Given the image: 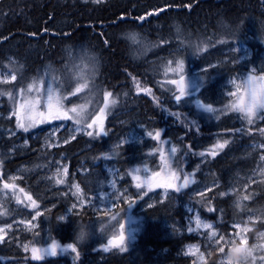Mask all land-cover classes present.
I'll return each mask as SVG.
<instances>
[{
	"label": "trees",
	"instance_id": "trees-1",
	"mask_svg": "<svg viewBox=\"0 0 264 264\" xmlns=\"http://www.w3.org/2000/svg\"><path fill=\"white\" fill-rule=\"evenodd\" d=\"M235 44L246 45L253 58L237 63L229 51ZM263 52L264 0H0V68L16 75L14 82L0 84L1 98L18 100L33 81L50 79L60 86L64 82L61 89L65 94L71 89L65 86L67 77L82 69L99 88L98 102L106 92L116 101L107 114H102L99 106L90 117L92 123L95 117L104 116L101 134L83 136L64 148L43 149V133L36 137L27 133L30 146L7 160L3 152L16 137L6 139L0 133V189L12 186L14 193L24 196L20 209H13V199L0 208V226L19 217L29 219L46 208L36 233H23L14 241L5 239L0 245V264H192V258L182 256V247L199 239L175 234L176 227H169L184 223V203H190L207 220H217L220 212L218 227L231 235L230 224L264 202V183L253 187L251 200L242 207L235 204L237 195L221 198L218 193L232 183L235 174L247 173L255 166L260 151L251 144L264 141V118L255 124L232 123L237 112L233 101L223 94V83L253 66L261 67L264 60L256 59ZM225 58L227 62L203 68ZM181 88L184 95L177 100ZM71 101L76 103L78 97L66 99L67 104ZM208 107L212 111H206ZM141 126L149 133L142 146L105 151L109 143ZM7 128L20 129L16 117L0 118V132ZM95 130L99 132V126ZM219 135L224 136L226 147L213 150L210 140ZM86 140L92 145L73 158L72 169L83 163L92 175L95 167L99 169L98 163L107 161L106 155L112 153L111 159L124 167L146 159L150 167L161 166L158 147L165 144L171 151L176 149L171 160L175 172L185 176L204 158L200 167L196 166L195 176L220 180L221 184L203 196L175 193L178 199L169 197L136 213L142 218V230L131 248L105 251L106 238L132 212L130 201L120 200L111 217L83 208L61 221L69 197H58V190H47L41 181L47 167L54 164L56 157L51 154L66 153L71 163L74 151ZM21 166L20 178L4 181L7 172ZM206 167L209 175L203 173ZM84 178L81 174L75 177L88 193L100 190ZM81 230L90 235L87 243L76 238ZM17 240L40 247L58 242L75 247L76 252L38 259L23 253ZM207 258L206 264H228L221 261L214 247Z\"/></svg>",
	"mask_w": 264,
	"mask_h": 264
},
{
	"label": "rangeland",
	"instance_id": "rangeland-1",
	"mask_svg": "<svg viewBox=\"0 0 264 264\" xmlns=\"http://www.w3.org/2000/svg\"><path fill=\"white\" fill-rule=\"evenodd\" d=\"M84 1L97 3L96 0ZM103 1L105 0H99V2ZM229 51L235 54L237 63L253 58L252 50L244 44H235ZM257 58L256 62L264 60V52L258 55ZM227 61L228 59L225 58L216 63L207 64L203 68ZM15 80L16 75L14 72L10 69L0 68V84L12 83ZM79 85H86V87L77 92L76 88ZM63 86L64 82L60 86L53 79L48 81L35 80L18 100H15L13 96L5 100L0 97V118L12 119L16 117L18 124L25 125V127L18 126L20 129L7 128L0 132L3 137H7L6 139L16 137L15 143L3 152L7 160L12 159L17 150L22 149L23 151L24 148L30 146L27 133H32V136L36 137L38 133L42 132L41 147L48 150L63 146L79 136H91L93 133L96 135L98 133L101 134L102 129L100 128L105 123L101 119L104 116L100 119L95 117L93 120L95 123H90V117L99 106L102 114H107L108 108L112 104L109 97L106 100L104 96L102 101L98 102L99 88L96 84L94 85L87 70L80 69L71 78L67 77L65 86L68 89L71 88L69 92L64 94L61 89ZM223 87V94L233 101L237 112L232 123L242 124L246 122L247 124H255L256 121L264 118V108L254 107L252 122L249 123L245 112L241 110L249 106L253 99L258 104L261 97L264 96V62L259 68L253 66L246 73H238L230 77L223 83ZM49 89H52L55 95L60 98L61 111L65 112L70 118H64L63 115L58 117L55 115L54 110L50 114L47 106ZM74 96L78 97V101L76 103L71 101L67 104L66 99ZM72 108H76L80 115L77 116V113L72 112ZM88 125L92 126L88 127ZM97 126H99V132L95 130ZM216 128H219V126H216ZM143 129L141 126L122 134L118 139L109 143L105 151H112L121 147L134 148L142 146L145 139L149 136L148 131ZM19 130H22L25 136L20 135ZM88 133H91V135H88ZM261 134L264 137V131ZM223 137V135L214 136L210 140L213 141L211 149H224L226 141ZM219 145H223V147H219ZM251 146L255 151H260L255 166L247 173L235 174L232 183L218 193L221 198L237 195L235 204L240 207L251 200L255 192L253 187L264 183V141L263 139L253 141ZM158 150L162 152L160 156V160H162L161 166L156 164L150 167L147 164L148 162H146L148 159H146L124 167L111 159L114 157L112 153V155H106L107 161L102 162V164L98 163L100 167L99 169L95 167L92 170V175L89 174L90 168H85L83 163H81L76 169L77 171H74L71 176H69V157H65L62 154L58 156L51 154V158L56 157L53 160L55 166L50 167L49 165L47 167L41 181L45 182L47 190H58V197H69V203L64 206L63 213L60 215L61 221H67L69 216L73 215L75 211H80L83 208H89L100 212L105 217H111L113 216L114 207L120 200L130 201V211L132 212L127 215L122 226L116 227L114 232L106 238L103 246L107 250L114 248L128 250L131 248L134 238L142 230V218H140L141 220L137 218L136 213L165 202L169 197L178 199L174 196L175 193L179 195L187 194L190 197L203 196L221 184L220 180L199 179L195 176L196 166L200 167L204 158L193 166L191 172L183 176L171 168V160L176 149L171 151L165 144H160ZM158 166L160 167L158 170H153ZM22 167L24 166L16 168L17 170L13 172H7L4 181L12 183L20 178L19 171ZM97 171L100 174H97ZM76 173L86 177L84 181L87 184L97 185L100 190L92 194L88 193L82 183L75 181L76 176L74 175ZM203 173L204 175H209V169L206 167ZM77 188H79V192H77ZM11 199L16 201L13 209L18 210L24 206V196L14 193L12 186L2 187L0 189V208L2 209ZM53 207H55V204L51 205V208ZM45 209V207L41 208L29 219L19 217L10 225L0 226V229H3V232H0V235L3 236L0 245L5 243V239H7V242L14 241L19 239L23 233H36L40 228V215ZM182 209L186 212L184 223L174 224L169 227L171 229L176 227L175 234L192 235L199 239V242L187 243L183 247L182 255L192 258V264H206L208 260L207 254L208 252L211 253V248L213 247L218 249V253L221 255L220 259L224 263L231 264L229 257L232 260H238L241 256L246 255L245 264H264V202L253 210H247L249 212L242 220L230 224V228L233 229L231 235L226 234L218 227V220H221L220 212L217 214V220H207L190 203H184ZM12 233L15 234L13 235ZM121 235L125 237V240L122 245L118 246L113 240ZM9 236H12V238H9ZM221 237L223 239H220ZM16 245L23 253H30L32 256V249H37L35 256L38 259L61 258L72 252L69 245L58 242H54L47 247H40L17 240ZM53 246H55V255L51 254ZM238 246H242L240 252H237ZM221 247L224 249L223 252L220 251ZM247 252L250 255H247Z\"/></svg>",
	"mask_w": 264,
	"mask_h": 264
},
{
	"label": "snow or ice",
	"instance_id": "snow-or-ice-1",
	"mask_svg": "<svg viewBox=\"0 0 264 264\" xmlns=\"http://www.w3.org/2000/svg\"><path fill=\"white\" fill-rule=\"evenodd\" d=\"M96 2H99V0H96ZM13 78H14V77H13ZM181 81H183V77H181ZM169 82H170V83H175V81H169ZM83 87H86V85H79V86H77L76 91H77V92L81 91ZM111 95H112L111 92H106V93H105V99L107 100V98L110 97ZM182 95H184V89H183V88L180 89V96H176V99L179 100V99L181 98ZM115 102H116L115 100H112V103H113V104H115ZM47 106H48V108H49V112H50V114H51V113L53 112V110H54V111H55V115H57L58 117L61 116V115H63L64 118H70V117L67 116V114H66L65 112H62V111H61L62 105H61V103H60V98L57 97V96L55 95V93L53 92L52 89H49V90H48ZM254 107H261V108H264V96L261 97V99H260V101H259L258 104H257V102L255 101V99H253L252 103H251L249 106H247V107L244 108V109H241L242 111L245 112L246 116L248 117V121H249V123L252 122V115H253V108H254ZM205 110L210 112V111H212V108H211V107H208V108H206ZM71 111L77 113V116L80 115V112H77V109H76V108H72ZM93 123H95V121H93ZM18 126H19V127H25L24 124H18ZM91 126H92V125H88V127H91ZM25 130H26V129H25ZM88 135H91V133H88ZM159 135H160V133L157 132V133H156V136H159ZM219 147H223V145H219ZM137 187H139V185H137ZM77 192H79V188H77ZM73 207H75V205H73ZM237 227H238V225H237ZM0 232H3V229H0ZM220 239H223V237H221ZM2 240H3V236L0 235V241H2ZM120 240H121V241L124 240V236H123V235H121ZM69 247L71 248V250H72L73 252H76V248H75V247H72L71 245H69ZM124 250H125V249L121 248V251H124ZM105 251H107V249H105ZM220 251H221V252L224 251L223 247L220 248ZM32 252H33V256H34V258H37V257L35 256V254H36V252H37V249L33 248V249H32ZM51 254H52V255H55V246H53V249H52V251H51ZM247 255H250V253L247 252Z\"/></svg>",
	"mask_w": 264,
	"mask_h": 264
},
{
	"label": "flooded vegetation",
	"instance_id": "flooded-vegetation-1",
	"mask_svg": "<svg viewBox=\"0 0 264 264\" xmlns=\"http://www.w3.org/2000/svg\"><path fill=\"white\" fill-rule=\"evenodd\" d=\"M81 137H83V136H79V137H77L76 139H74L73 141H70V142H68V143H66L65 145H63V146H60V147H57V148H54L53 150H56V149H58V148H64V147H67V146H69L70 144H72V143H74L75 141H78V140H80L81 139ZM90 145H92V143L89 141V140H86V141H84L83 142V144H81V147L80 148H77L76 149V151H74L75 153H73V156L74 157H72L71 158V163L69 164V176H71V175H73V173H74V171H77L76 169L81 165V164H75V166L73 167L74 169H72L71 168V165H72V163H75V161L73 162V158H75L77 155H79V154H81L82 153V148H85V149H87V148H90ZM83 146V147H82ZM60 154H62V155H64L65 157L67 156V154L66 153H60ZM55 165L53 164V167H54ZM86 168H88V167H86ZM78 174H80V173H76V175H74V176H77ZM75 181L76 182H78V180H76L75 179ZM185 245V244H184ZM184 247V246H183ZM183 247H182V254H183ZM182 256H184V255H182ZM185 257V256H184Z\"/></svg>",
	"mask_w": 264,
	"mask_h": 264
},
{
	"label": "clouds",
	"instance_id": "clouds-1",
	"mask_svg": "<svg viewBox=\"0 0 264 264\" xmlns=\"http://www.w3.org/2000/svg\"><path fill=\"white\" fill-rule=\"evenodd\" d=\"M81 243H87L90 239V235L88 232L81 230L77 233L76 237ZM245 256H241L238 260H232L231 257H229V261H231V264H245Z\"/></svg>",
	"mask_w": 264,
	"mask_h": 264
},
{
	"label": "water",
	"instance_id": "water-1",
	"mask_svg": "<svg viewBox=\"0 0 264 264\" xmlns=\"http://www.w3.org/2000/svg\"><path fill=\"white\" fill-rule=\"evenodd\" d=\"M120 237H121V236H120ZM120 237H117V238H115V239L113 240V242H114L116 245H118V246L122 245L123 242H124V240H125V237H124V240L121 241V240H120ZM241 250H242V246H238V247H237V252H240Z\"/></svg>",
	"mask_w": 264,
	"mask_h": 264
}]
</instances>
